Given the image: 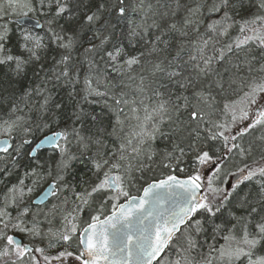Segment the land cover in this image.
Returning <instances> with one entry per match:
<instances>
[{
	"label": "snow or ice",
	"instance_id": "obj_1",
	"mask_svg": "<svg viewBox=\"0 0 264 264\" xmlns=\"http://www.w3.org/2000/svg\"><path fill=\"white\" fill-rule=\"evenodd\" d=\"M0 264H264V0H0Z\"/></svg>",
	"mask_w": 264,
	"mask_h": 264
}]
</instances>
